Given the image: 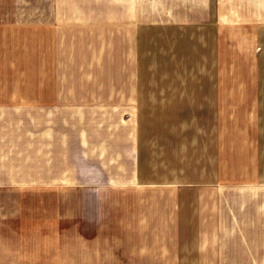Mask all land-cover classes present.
Returning a JSON list of instances; mask_svg holds the SVG:
<instances>
[{
	"label": "crops",
	"instance_id": "0c3cea01",
	"mask_svg": "<svg viewBox=\"0 0 264 264\" xmlns=\"http://www.w3.org/2000/svg\"><path fill=\"white\" fill-rule=\"evenodd\" d=\"M108 7L105 42L68 29L102 0H12L0 21V264L69 246V190L93 221L77 238L100 245L124 205L143 264H264V0ZM134 29H157L152 58Z\"/></svg>",
	"mask_w": 264,
	"mask_h": 264
},
{
	"label": "rangeland",
	"instance_id": "374dc122",
	"mask_svg": "<svg viewBox=\"0 0 264 264\" xmlns=\"http://www.w3.org/2000/svg\"><path fill=\"white\" fill-rule=\"evenodd\" d=\"M12 4V0H0V21H7L9 18V10ZM108 4L109 0H102V7L103 11L101 13H92V14H85L86 19H74L73 17H78L80 14L70 12V24H69V35L71 37H88L91 36L90 34L93 31L98 32L102 36L103 42L108 40L110 36V16L111 14L108 11ZM95 29V30H93ZM135 33L134 36L136 37V33H139L138 36L144 38L145 44L143 46L137 45L134 46L136 48H140L144 55L147 53L149 58H152L151 53H157V29H145V30H138L134 29ZM125 30L123 28L118 29L117 37H124ZM136 40V38H134ZM108 53V51H106ZM108 59V56L106 57ZM105 59V60H107ZM136 59V57H135ZM145 63V61H144ZM156 70V68H155ZM75 71V70H74ZM73 71V72H74ZM145 83H152L151 77L144 79ZM137 81L135 80V83ZM69 203L67 205L61 204V197H57L55 194L54 202H59L56 208H64L70 209V217L62 224V227L68 228L70 231V239H69V246L63 245L55 247L54 251L43 253L39 257V264H44V262L50 261H43V259H52V264H143L141 261V253H128L125 250L127 249V238L125 234V208L124 205H119V210L117 211L116 218L112 217L109 221L103 223L106 228V235H104L100 245H95L93 236L91 237H79L77 238V231L80 227L81 231H90L93 230V221L88 222H78V212H77V196L76 190H69ZM32 196V195H31ZM67 200V197L64 198ZM39 205V204H38ZM23 206L31 208H37L35 201L30 198V195L26 194L23 195ZM64 213V212H63ZM113 228V225H116ZM61 226V223H60ZM109 230L113 231V236H109ZM104 234V232H103ZM112 244V248L114 251L112 253L100 251L103 249L109 250L110 245ZM107 246V247H106ZM65 247V248H64ZM53 257H56L55 260ZM133 257V260L130 259ZM130 259V260H129ZM23 264H31L28 261L23 262ZM145 264V263H144ZM147 264H158L153 259L152 262H147Z\"/></svg>",
	"mask_w": 264,
	"mask_h": 264
}]
</instances>
